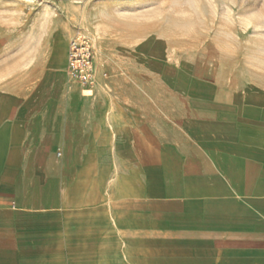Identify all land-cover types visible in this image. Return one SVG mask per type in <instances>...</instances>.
<instances>
[{"label":"rangeland","instance_id":"374dc122","mask_svg":"<svg viewBox=\"0 0 264 264\" xmlns=\"http://www.w3.org/2000/svg\"><path fill=\"white\" fill-rule=\"evenodd\" d=\"M77 31L94 47L92 88L66 72ZM8 93L28 102L11 138L58 123L59 142L43 144L37 153L49 161L32 168L45 181L47 209L0 230V264H142L134 257L148 250L135 248L131 233L85 224L112 170L85 167V143L77 142L85 112L140 111L146 98L176 107V96L199 94L264 106V0H0V97ZM68 124L72 145L62 136Z\"/></svg>","mask_w":264,"mask_h":264},{"label":"crops","instance_id":"0c3cea01","mask_svg":"<svg viewBox=\"0 0 264 264\" xmlns=\"http://www.w3.org/2000/svg\"><path fill=\"white\" fill-rule=\"evenodd\" d=\"M173 100L176 107L146 98L140 111L109 117L85 112V139L77 140L85 167L112 169L85 224L131 233L135 248L148 250L136 263L264 264V106L220 95ZM27 107L19 95L0 97V230L47 209L45 181L32 168L49 161L37 151L59 142V124L30 134L33 148L11 138ZM63 132L72 145L69 124Z\"/></svg>","mask_w":264,"mask_h":264},{"label":"built area","instance_id":"2783aa9c","mask_svg":"<svg viewBox=\"0 0 264 264\" xmlns=\"http://www.w3.org/2000/svg\"><path fill=\"white\" fill-rule=\"evenodd\" d=\"M67 73L71 80L83 87L92 88L98 81L92 41L81 31H77L69 41ZM106 75L107 73H104V76Z\"/></svg>","mask_w":264,"mask_h":264}]
</instances>
